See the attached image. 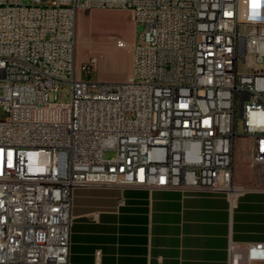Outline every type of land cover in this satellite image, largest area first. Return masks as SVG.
Wrapping results in <instances>:
<instances>
[{
    "label": "built area",
    "instance_id": "1",
    "mask_svg": "<svg viewBox=\"0 0 264 264\" xmlns=\"http://www.w3.org/2000/svg\"><path fill=\"white\" fill-rule=\"evenodd\" d=\"M111 10L141 29L130 77L83 78L79 15ZM94 186L264 191V0H0V264H71L73 194Z\"/></svg>",
    "mask_w": 264,
    "mask_h": 264
},
{
    "label": "crops",
    "instance_id": "2",
    "mask_svg": "<svg viewBox=\"0 0 264 264\" xmlns=\"http://www.w3.org/2000/svg\"><path fill=\"white\" fill-rule=\"evenodd\" d=\"M239 184L251 185L254 173ZM71 264H264V191L94 186L73 194Z\"/></svg>",
    "mask_w": 264,
    "mask_h": 264
},
{
    "label": "rangeland",
    "instance_id": "3",
    "mask_svg": "<svg viewBox=\"0 0 264 264\" xmlns=\"http://www.w3.org/2000/svg\"><path fill=\"white\" fill-rule=\"evenodd\" d=\"M25 4H28L24 1ZM140 27H136L129 11L111 10L81 12L77 21V66L95 60L91 78L100 81H123L131 74L132 48L140 34ZM57 97V99H56ZM66 103L70 101V86L65 85L56 92H49V102ZM241 135L242 126L237 127ZM250 146L248 137L238 136L234 149V182L238 186L254 187L239 184L237 180L251 177L254 170L250 166ZM114 152L105 153L111 158Z\"/></svg>",
    "mask_w": 264,
    "mask_h": 264
}]
</instances>
